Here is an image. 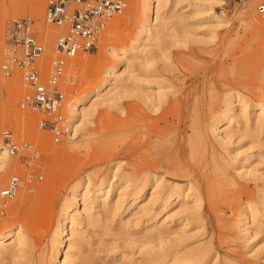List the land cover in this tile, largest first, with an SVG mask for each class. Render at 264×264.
Returning a JSON list of instances; mask_svg holds the SVG:
<instances>
[{"label": "rangeland", "instance_id": "374dc122", "mask_svg": "<svg viewBox=\"0 0 264 264\" xmlns=\"http://www.w3.org/2000/svg\"><path fill=\"white\" fill-rule=\"evenodd\" d=\"M47 1L0 0V143L11 132L31 147L10 159L0 174V191L14 175H24L21 165L27 161L33 173L44 176L35 193L23 189L10 203L7 217L0 218V234L18 227L26 243L19 256L16 248L3 251L0 264H56L63 219L75 203L80 216L70 264H172L186 253L206 249L203 261L196 259L202 264H264V26L254 22L256 17L264 22L258 12L264 0H222V6L212 0H161L160 8L157 0L158 21L144 36L145 4L128 0L125 14L105 32L98 50L80 57L66 76L76 79L74 87L65 86L67 114L93 90L100 94L86 110L93 115L84 133L59 145L39 129L43 116L21 109L29 95L21 73L7 79L1 72L6 30L15 19L31 18L38 36L44 35L47 67L55 58L53 48L62 31L45 23ZM132 77L162 82L164 88L145 87ZM163 94L167 98L159 97ZM185 94L191 101L181 117L173 104ZM230 103L238 117L221 127L229 135L218 140L212 127L228 116ZM171 113L168 124L152 121ZM160 127L168 133L161 144L148 148L172 149L177 170L159 174L152 184L150 180L149 195L141 202L148 211L128 218L142 179L129 164L144 145L145 133ZM195 163L200 167L190 179ZM156 180L160 188L151 197ZM127 181L138 183L124 191ZM111 182L109 207L103 210L101 198ZM86 185L92 190L87 196ZM179 188L191 196L173 201L159 217L163 223L147 229L171 190ZM210 194L221 201L220 220L213 214ZM251 206L257 217L247 232ZM160 231L165 235L159 237ZM177 247L182 250L178 255Z\"/></svg>", "mask_w": 264, "mask_h": 264}, {"label": "built area", "instance_id": "2783aa9c", "mask_svg": "<svg viewBox=\"0 0 264 264\" xmlns=\"http://www.w3.org/2000/svg\"><path fill=\"white\" fill-rule=\"evenodd\" d=\"M127 8L128 0H48L44 21L62 31L53 48L55 58L48 67L45 65L48 54L45 37L38 36L31 18L15 19L7 27L1 72L7 79L21 73L29 95L20 107L43 116L39 129L48 133L54 144L64 143L73 134L74 121L66 113L65 86L74 87L76 79L66 76L77 66L80 57L98 50L105 32ZM258 12L264 15V4L258 7ZM3 147L10 158H18L23 149H31L11 132L3 134ZM21 167L24 175H14L0 191V218L7 217L10 203L23 189L35 193L44 181L43 175L33 173L29 161Z\"/></svg>", "mask_w": 264, "mask_h": 264}, {"label": "bare ground", "instance_id": "6f19581e", "mask_svg": "<svg viewBox=\"0 0 264 264\" xmlns=\"http://www.w3.org/2000/svg\"><path fill=\"white\" fill-rule=\"evenodd\" d=\"M156 1L157 0H143V2L145 4V20H144V24L141 27L140 36H144L146 33H148L153 28V26L156 25V23L158 21V15L156 12V8H157V6L160 8V6H161L160 3L162 1L158 0L157 2L159 5H157V6H156ZM212 1H214V3H216L217 5H220V6L224 5V2L222 0H212ZM254 22L257 24V26H260V25L264 26V22L259 20L257 17L254 18ZM113 29H112V31H115L116 27H113ZM236 55H233V57H232L233 60H235ZM77 61H78V63H80L81 60H77ZM113 75H114V71H110L109 77H113ZM131 79H133L136 83L143 84V86H145V87H156L160 90H162L164 88V85L162 82H152V81L144 80L142 78H137V77H132ZM116 87H118V86H116ZM116 87L113 85V89L114 88L116 89ZM110 93H112V92H108V94H106L104 96L105 97L104 99L106 101L108 100V96ZM99 94H100L99 90L95 89L91 92V94H89L88 96L77 101L76 105L71 106L70 114H71V117L74 121L73 134L71 135L73 140L77 139V137L79 135L84 133V131L86 130L88 125H90V123H91L90 119H91L93 113H91L90 111L89 112L87 111L88 112L87 113L86 110L88 109L89 104L95 98H97L99 96ZM159 97L161 99H164V97L167 98V96L164 94L162 95V97H161V95ZM233 97H231V99H233ZM160 98H159V101L161 102ZM236 98L238 99L237 96H236ZM189 101H191L190 95H187V94L182 95V97L176 99V101L174 102V104H173L174 107L173 106L172 107L176 110H173V111L174 112L178 111V114H179L178 116H181V117L184 116L183 111L185 108L188 107ZM238 101L242 107H246V102L242 98H239ZM229 107H230V110H229L228 116H226L225 118L218 119V120L214 121L212 131H213L215 138L218 140H226L228 138V135H229L227 131L221 132V127L231 126L235 122L236 118L238 117L236 109L232 106V103L229 104ZM173 108H171V109H173ZM170 111L173 113L172 110H170ZM167 113H168V111H167ZM172 113L162 115V117L152 119V121L159 122L160 120L163 119L164 124H168L169 118L174 114V113L173 114ZM176 114H177V112H176ZM165 128H166V126H165ZM165 128L160 127L154 131H149V132L145 133V135L143 137L145 139V141H144V143H142V145L143 144L144 145L141 147V149L136 151V153L134 154L135 158L133 160V163L129 164L133 168V173L138 175V176H141L142 179L139 182L140 184L137 185V187H135V190L133 193L132 204H131L130 208L128 209V212H127L128 218H136L140 214H142V213L144 214L148 211V209L146 207L141 206V202L145 198L146 195H149L148 194V187H149V181L150 180H151L150 182L152 184V183H154V179L156 178V176H158L159 174H162V175L171 174L177 170L178 165H177L176 161L172 160L170 157L171 153H172V149H168V148L167 149L166 148H160L159 149L158 148L155 150L154 149L150 150L148 148V146L150 144H161L162 143V141L164 140V137H165L164 135L168 133L165 131ZM132 155L130 154V157H132ZM10 159L11 158L8 156L7 152L4 150L3 144L0 143V174H3V172L8 167ZM181 159H182V157H181ZM198 167H200L198 165V163H195L194 169L191 170L190 179H192L196 175V172L198 171L197 170ZM242 176H243V174H242ZM244 176H247V175L244 173ZM144 179H146V180L144 181ZM137 183L138 182H135L133 184L132 182L127 181L125 183V185L126 184L127 185L125 186V188L123 190L128 191L129 188L132 186V184L135 185ZM157 183H158V180H156V183H155L156 185H153L152 189H154V192L151 194V197L157 193L156 189L160 188V186H158ZM77 186L78 187H76L75 190L73 191V196L71 198V201L76 200L74 198L75 197L74 194H76V192L78 191V189L80 188L81 185L79 184ZM89 188H90L89 185H86L84 187L85 196L89 195L92 192V190L90 191ZM113 188H114V182H111V184H109V187L106 189L104 196H102V198H101L102 199L101 205H102L103 210H106L109 207L108 201H109L110 194H111V191ZM103 191L104 190L101 189L98 192L102 193ZM95 192L98 193L97 191H95ZM190 196L191 195H189V193L186 194L184 188H179L177 190H171V193L164 200V202L162 204L161 212L158 214L157 217H155L153 219L152 224L147 226L146 228L150 229V228H153L154 226H160L163 223V221L160 220L159 217L162 214L167 213V211L171 207L173 201L180 200L181 198H188ZM216 199L218 200V198L216 196H213L212 194H210L208 196L210 206H212L213 214L217 220H220L221 219L220 216L223 214L224 211L218 206L221 201L219 200V202H218ZM221 200L226 201L225 199H221ZM73 205L74 206H73L72 210L70 209L69 212L65 215V218L63 219V227H62L61 237L58 241V250L56 253V258H57L56 264H70L69 253H70V249H71V245H72V236L74 233V228L77 226V224L79 222L78 218L80 216V213H79L78 208H77V203H75ZM249 212H250V215L247 216V222L245 224L247 232L250 229L249 227H251V222L254 221L255 218L257 217L255 208H253L252 206L249 208ZM195 215L196 216L199 215L200 217H202L203 214L198 213ZM213 218L209 216L210 221H212ZM215 233H216V230L212 229V234H215ZM159 234H160L159 237L161 235H163V236L165 235L161 231L159 232ZM162 238L163 237L158 238V240L162 241ZM156 239L157 238L154 237L152 240L155 241ZM25 246H26V243H25V240L22 236L21 229L18 227L9 228L7 230H4L0 234V254L3 251H12L16 248L17 249L16 255L19 256L23 252ZM181 251H182L181 248L177 247L175 253L178 255ZM207 253H209L208 249H206V251H204L201 254L189 252V253L184 254L183 259L180 261H178L177 258H175L172 261V264H202L200 261H197L196 259L200 258L203 261V259L205 258ZM166 260H167V258H166ZM226 264H228V263H226Z\"/></svg>", "mask_w": 264, "mask_h": 264}]
</instances>
